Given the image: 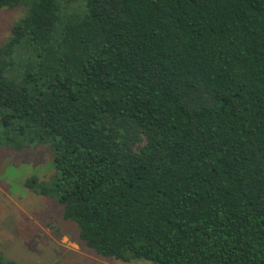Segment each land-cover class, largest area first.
Instances as JSON below:
<instances>
[{
    "label": "trees",
    "instance_id": "trees-1",
    "mask_svg": "<svg viewBox=\"0 0 264 264\" xmlns=\"http://www.w3.org/2000/svg\"><path fill=\"white\" fill-rule=\"evenodd\" d=\"M18 7L0 149L53 165L24 186L105 259L264 264V0H0Z\"/></svg>",
    "mask_w": 264,
    "mask_h": 264
},
{
    "label": "rangeland",
    "instance_id": "rangeland-1",
    "mask_svg": "<svg viewBox=\"0 0 264 264\" xmlns=\"http://www.w3.org/2000/svg\"><path fill=\"white\" fill-rule=\"evenodd\" d=\"M24 11L25 7L0 9V45ZM51 160L46 147L0 149V254L14 264H152L97 256L79 240L76 225L62 219L53 195L36 194L24 186L31 176L49 180Z\"/></svg>",
    "mask_w": 264,
    "mask_h": 264
}]
</instances>
